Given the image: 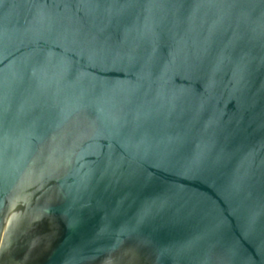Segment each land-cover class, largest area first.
Returning a JSON list of instances; mask_svg holds the SVG:
<instances>
[{
    "label": "water",
    "instance_id": "obj_1",
    "mask_svg": "<svg viewBox=\"0 0 264 264\" xmlns=\"http://www.w3.org/2000/svg\"><path fill=\"white\" fill-rule=\"evenodd\" d=\"M0 264H264V0H0Z\"/></svg>",
    "mask_w": 264,
    "mask_h": 264
}]
</instances>
